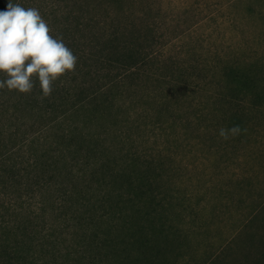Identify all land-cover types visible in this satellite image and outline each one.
<instances>
[{
	"label": "rangeland",
	"instance_id": "rangeland-1",
	"mask_svg": "<svg viewBox=\"0 0 264 264\" xmlns=\"http://www.w3.org/2000/svg\"><path fill=\"white\" fill-rule=\"evenodd\" d=\"M17 2L77 63L0 89V264H264V0Z\"/></svg>",
	"mask_w": 264,
	"mask_h": 264
},
{
	"label": "clouds",
	"instance_id": "clouds-1",
	"mask_svg": "<svg viewBox=\"0 0 264 264\" xmlns=\"http://www.w3.org/2000/svg\"><path fill=\"white\" fill-rule=\"evenodd\" d=\"M38 9L9 4L0 11V89L27 94L38 80L44 97L51 95L53 82L75 70L77 57L64 43L54 37ZM240 133L239 126L221 128L219 136L228 139Z\"/></svg>",
	"mask_w": 264,
	"mask_h": 264
},
{
	"label": "trees",
	"instance_id": "trees-1",
	"mask_svg": "<svg viewBox=\"0 0 264 264\" xmlns=\"http://www.w3.org/2000/svg\"><path fill=\"white\" fill-rule=\"evenodd\" d=\"M12 3H18L17 0H12ZM9 4V0H0V11H6ZM83 7V6H81ZM62 11L61 7L56 8L55 12L60 13ZM65 15V14H62ZM65 17L62 22V27H67L66 25L69 23V16L65 15ZM57 20H53V23ZM51 23V22H50ZM57 28L58 23H57ZM62 29V28H61ZM99 44V45H97ZM92 49H98L100 52H105L106 54V60L110 63L116 66L117 69H121L122 74L130 73L133 68H135L138 65V59L140 53L137 51L135 47H131L126 42H115V38H103L102 40H99L96 38V43L92 46ZM113 79H117V75L114 76ZM112 79V81H113ZM99 82V80H98ZM96 84L95 88L91 90V92L95 93L97 90L101 87V84Z\"/></svg>",
	"mask_w": 264,
	"mask_h": 264
}]
</instances>
